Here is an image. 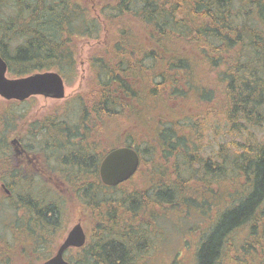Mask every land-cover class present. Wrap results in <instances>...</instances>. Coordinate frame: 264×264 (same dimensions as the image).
<instances>
[{
    "label": "trees",
    "instance_id": "1",
    "mask_svg": "<svg viewBox=\"0 0 264 264\" xmlns=\"http://www.w3.org/2000/svg\"><path fill=\"white\" fill-rule=\"evenodd\" d=\"M103 33L101 51L89 60L91 101L73 100L77 122L39 124L55 129L53 168L93 225L68 261L147 264L165 222L179 228L171 209L201 196L202 204L222 205L198 245L197 264H225L234 253L243 264H264V0H99L91 7L83 0H0V56L12 78L55 71L69 82L80 44ZM123 146L140 155L144 189L102 195L111 187L100 179V164ZM4 154L0 180L9 170L20 179ZM19 191L26 214L6 223L12 240L0 232V257L44 261L65 201ZM23 220L29 249L19 232Z\"/></svg>",
    "mask_w": 264,
    "mask_h": 264
},
{
    "label": "rangeland",
    "instance_id": "2",
    "mask_svg": "<svg viewBox=\"0 0 264 264\" xmlns=\"http://www.w3.org/2000/svg\"><path fill=\"white\" fill-rule=\"evenodd\" d=\"M98 1L99 0H83L84 4L88 7L96 5ZM104 38L105 33L102 34L100 41L86 39L80 44L76 74L69 82L64 79L66 83V97L64 99L55 100L43 96H34L24 102H19L15 100L8 101L0 97V118L5 117V120L0 119V158L8 151V155L10 156V167H12V169L16 168L21 173L20 179H18L14 178L11 174L12 171L9 170V173H6L0 180V184L4 183L9 185L8 188L15 194L20 192L19 189L23 187L26 191H32L35 197H45L49 200L48 202L54 201L55 198L59 197H63L65 201L62 226L50 244V248L53 249L49 254L51 256L56 253L59 245L76 224L80 222L86 230L87 235L91 234L93 225L90 217L87 216V211L72 192V188H69L67 184L63 183V178L53 168L56 164L54 157L55 151L50 148L54 145V138L51 135L52 133H56L55 129H46L43 126H39V124L47 121V119H52L55 122H59L63 119L70 122L69 124L72 125L77 122V114L75 113L76 108L74 107L73 100L77 96H81L84 98L86 104L91 101L89 99L93 96V94L90 93L93 75L89 60L93 53L101 51L100 49L104 45ZM7 77L12 78L9 73ZM34 124H38V128H35V126H33ZM2 137L3 141H1ZM16 139H19L22 146L30 153V159L33 163L29 164V173L25 172V168L23 169L24 172H22L19 168L21 165L17 164L14 158V154L16 153L13 140ZM226 144L227 143H225V145ZM47 145L49 147H47ZM212 145L217 146V143L215 142ZM45 148H48V152L45 151ZM217 148H219V146H217ZM210 151L211 149L207 148L206 154H209ZM3 164L6 166L5 163ZM143 172L144 171H140L136 175L137 177L134 179L133 183L126 184L119 188H105L101 194L117 195L121 193L126 195L133 189H144ZM47 174H49V176H54L55 174L58 177L60 180L58 189L56 187L52 189V186L49 185V180L47 179L49 176ZM24 177H27V180H24ZM29 180L32 182H29ZM42 185L48 190L49 194L44 195V193L39 192L42 190L40 187ZM200 197L201 196L197 197L199 202L197 204L191 203L186 207L184 203L179 207L171 209V213L177 217L178 225L181 229L174 225L173 222H165L163 240L160 242L158 248L152 252L147 264H197L196 255L198 252V245L201 243V239L210 236L212 233L216 215L222 205L219 199L213 201L211 205L202 204ZM224 197L227 198V195H224ZM3 198L4 190L1 189L0 186V232L1 235L7 237L9 241L12 240V236L15 235V232L8 228V226L13 225V219L10 220L11 217L20 220L23 215L20 213L17 215V210L15 211L12 209L9 203ZM183 210L189 215L187 219L184 218L182 213ZM6 223H8V226H6ZM22 223L19 230L24 241V245L22 244V246L24 247L26 245L27 249H29L27 244L29 242V236L26 234L27 224L24 220ZM31 225L35 226V224ZM240 234L239 240H243L247 237L242 232ZM44 252L45 251H41V254ZM238 255H241L239 251ZM23 256H27L26 252H23ZM235 256L236 253L231 255V257L226 260L225 264H243L241 261L237 260ZM28 257L17 258V261H15V258L13 264H36V262L39 264L41 260H43V258L39 260L38 255L33 254H30ZM68 258L69 255L66 254V259L69 260Z\"/></svg>",
    "mask_w": 264,
    "mask_h": 264
},
{
    "label": "water",
    "instance_id": "3",
    "mask_svg": "<svg viewBox=\"0 0 264 264\" xmlns=\"http://www.w3.org/2000/svg\"><path fill=\"white\" fill-rule=\"evenodd\" d=\"M8 64L0 56V97L8 101L24 102L34 96L62 100L66 97L64 78L55 71L38 72L21 78H8ZM17 141V140H15ZM141 158L132 147L123 146L110 151L102 160L99 175L107 187H118L132 179L139 171ZM87 234L79 222L67 234L56 253L43 264H72L65 259L70 249L83 248Z\"/></svg>",
    "mask_w": 264,
    "mask_h": 264
},
{
    "label": "flooded vegetation",
    "instance_id": "4",
    "mask_svg": "<svg viewBox=\"0 0 264 264\" xmlns=\"http://www.w3.org/2000/svg\"><path fill=\"white\" fill-rule=\"evenodd\" d=\"M16 140L17 141L13 140V144L15 145V153H16V154H14V158L17 161V164L21 165L19 167L21 169V171L24 172L23 169L25 168V172L29 173L28 172V169L30 166L29 164L33 163L32 160L30 159V153L27 151V149H25L22 146L19 139H16ZM19 165H16V166H19ZM33 166H35V165H33ZM47 175L49 176V174H47ZM47 179L49 180V185L52 186V189H54V187H56L57 189L59 188L60 180L58 179V177L55 174H54V176H49ZM0 186H1V189L4 190V198L3 199L9 203V205L12 209L17 210V215H18V213L25 215L27 208L24 205H21L19 203V201H17L18 200L17 196H19V195H16L4 183H1ZM28 195H29L28 193H24L22 195V197L24 196L23 200L26 199L27 197H29ZM85 232H86V230H85ZM87 238H88V235H87ZM50 258H48L44 261H41L39 264L45 263ZM13 262H14V260L10 256L0 257V264H13Z\"/></svg>",
    "mask_w": 264,
    "mask_h": 264
}]
</instances>
